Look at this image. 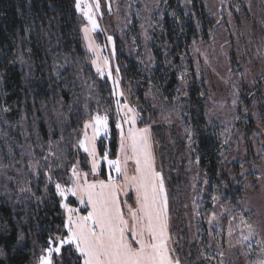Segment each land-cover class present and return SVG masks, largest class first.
Returning a JSON list of instances; mask_svg holds the SVG:
<instances>
[{"label": "trees", "instance_id": "obj_1", "mask_svg": "<svg viewBox=\"0 0 264 264\" xmlns=\"http://www.w3.org/2000/svg\"><path fill=\"white\" fill-rule=\"evenodd\" d=\"M119 1L122 10L129 7L132 18L116 36L119 74L129 103L142 114L141 109H154L158 115L161 106L163 115L172 112L183 120L193 133L189 154L197 165L192 167L201 171L206 184L202 201L210 208L213 196L223 193L237 203L241 187L229 179L227 169L238 165L230 168L225 161L224 129L209 115L208 88L192 56L205 34L200 27L208 25L202 0H193L190 13L181 0H161L159 14L144 36L139 33L144 27L142 2ZM75 4L76 0H0V264H39L48 238L66 234L64 200L55 186L69 187L72 168L79 162V168L90 172L87 155L79 147L88 117L107 116V148L112 158L117 156V101L121 105L126 100L93 69ZM250 122L255 126L252 117ZM171 125L163 121L158 131L166 146H171ZM172 127L175 133L176 125ZM104 139L107 136L99 141L102 156ZM181 140L182 136L174 138V145L184 149L185 161H179L178 169L172 154L167 152L170 159L163 160L170 176L165 177L170 200L172 189L180 198L175 189L179 174L184 176L180 188L190 186V171H185L190 155ZM99 175L108 178L104 163ZM67 200L78 205L74 196ZM207 239L205 235L201 242ZM82 259L74 245L52 256L53 264H82Z\"/></svg>", "mask_w": 264, "mask_h": 264}, {"label": "rangeland", "instance_id": "obj_2", "mask_svg": "<svg viewBox=\"0 0 264 264\" xmlns=\"http://www.w3.org/2000/svg\"><path fill=\"white\" fill-rule=\"evenodd\" d=\"M140 1L145 14H142L144 27L139 28V33L144 36L150 31L154 17L159 14L160 5L163 4L161 0ZM181 2L190 13L193 0H181ZM202 2L207 11L208 25L206 28L203 25L200 27L206 35L201 34L192 56L197 75L206 82L208 88L211 103L209 115L224 129L223 136L227 146L225 161L229 166L238 165L233 171L227 169L229 179L234 185L241 187L237 203L224 198L223 193L213 196L210 208H207L202 201L206 184L201 171L192 167L194 164L197 165V159H192L189 154L193 133L185 126L183 120L175 117L172 112L163 115L161 106L158 107V115L153 114L154 109L150 113L141 109L142 114L140 108L137 109L129 103L127 88L119 74L121 66L117 58L116 36L124 27L129 26L132 18L129 17L130 11L127 10L129 7L122 10L118 6L119 0H83L84 4L92 6V15L97 23L95 29H92L83 11L78 10V15L85 49L93 69L100 76L110 80L119 98L124 97L126 102L121 106L126 104L134 110L135 124L125 122L127 110L119 108L116 120H118L117 124H121L122 133L121 129L117 128L119 138L117 156L112 158L107 148L109 131L107 130L106 133L101 131L93 142L99 161L97 172L92 173V157L80 146L82 152L87 155L90 172L79 168L80 162L75 167L80 173L81 180L85 178L84 174H87L86 179L91 183L108 179H102L99 175L104 163L108 177L111 175L118 183L120 181L124 183L123 177H118L115 170L109 167L100 154V138L107 136V141L104 139L105 142L101 144L108 152L109 159L115 160L118 156L123 159L124 153L120 152L121 134L128 144L130 128L134 127L136 130L148 128L155 168L162 173L165 184V179H169L170 176L163 160L170 159L168 153L175 156L172 158L176 168L179 161H185L181 159L183 155L181 152L184 151L182 145H174V138L182 136L181 142L185 145L186 153L190 155V159H187L188 162L185 164V171H190L188 175L190 186L188 189L187 186L180 188L183 184L180 180L184 176L179 174L180 178L177 179L178 183H175V189L179 191L180 198L175 197L173 187L170 186L172 189L170 200L169 190L165 185L166 193L168 192L170 232L168 248L171 256L178 260L179 264H259V261L264 259V81L258 83L259 80L264 79V0H202ZM96 3L99 4V8L95 7ZM163 8L164 6L161 7ZM191 14L196 16L193 11ZM124 16L126 18H123ZM85 28L89 29L87 33L84 31ZM109 37L111 40L108 39ZM89 44L92 45L91 48ZM93 61L97 63L94 64ZM98 67L102 71H97ZM184 76L189 77V75ZM250 105H253V109ZM97 115L104 117L101 114L92 115L85 120L84 125L94 123L93 118ZM132 115L133 113H128V117ZM251 117L255 126L250 122ZM163 121L169 125L173 124L167 127L171 146L160 143L158 131ZM84 125L80 140L84 139L85 131L89 137L93 135L92 127L85 129ZM174 125L177 128L175 133L172 127ZM162 147H165V150ZM127 151L130 155V149ZM134 169V161L129 160L128 174H134ZM72 180H74L73 175L71 183ZM71 183L69 187L72 186ZM127 191V196L120 194L121 199L126 201L122 205L125 212L128 205L135 206V192ZM69 197L72 195L68 194L66 199L63 198L64 204L70 208H78L80 215H86L88 210L86 205L77 201L75 196L78 205H70L67 200ZM65 213L67 218V211ZM241 219L251 225L250 230L241 223ZM202 226L204 229L200 230ZM205 235H208V239L206 242H201L205 241Z\"/></svg>", "mask_w": 264, "mask_h": 264}, {"label": "snow or ice", "instance_id": "obj_3", "mask_svg": "<svg viewBox=\"0 0 264 264\" xmlns=\"http://www.w3.org/2000/svg\"><path fill=\"white\" fill-rule=\"evenodd\" d=\"M75 6L83 11L92 29H95L97 23L92 15V6L84 4L83 0H76ZM95 7L99 8V4L96 3ZM84 31L87 33L89 29L85 28ZM108 39L111 40V37ZM89 47L92 45L89 44ZM97 71L102 70L98 67ZM117 106L127 110L125 122L134 125V110L126 104L121 106L119 101ZM128 113L133 115L128 117ZM107 120V116H95L94 123L84 125L85 129L92 127L93 135L89 137L85 131L84 139L79 141V146L92 157L93 174L97 172L99 164L93 142L101 131L107 132ZM116 126L122 133L121 124ZM127 139L128 144L121 134L120 152L124 153L123 159L119 156L115 160L109 159L107 151L103 154L109 167L115 170L118 177H123L122 185L111 175L107 180L90 183L86 179L87 174H84L85 178L81 180L75 166L72 168L74 180L71 187L56 184L57 193L62 198L66 199L71 194L88 210L86 215H80V209L61 204L67 211L64 221L66 234L48 238L49 246L44 250L46 254L39 257V264H53V254L60 253L65 245H74L83 258L82 264H179L168 248V197L163 175L155 168L149 129L130 128ZM127 149H130V155ZM129 160L135 164L132 175L127 171ZM125 189L135 192V206L128 205L126 212L122 207L126 201L120 195L122 191L125 196L128 195ZM241 223L251 229V225L243 219ZM259 264H264V259Z\"/></svg>", "mask_w": 264, "mask_h": 264}, {"label": "crops", "instance_id": "obj_4", "mask_svg": "<svg viewBox=\"0 0 264 264\" xmlns=\"http://www.w3.org/2000/svg\"><path fill=\"white\" fill-rule=\"evenodd\" d=\"M120 182H122V181H120ZM119 182V183H120ZM121 185L123 184V183H120ZM127 191V190H126ZM121 194H124V192H122ZM77 200H78V198H77ZM79 201V200H78ZM168 235H169V238H170V232H169V225H168ZM169 242V241H168ZM170 249V248H169ZM171 254V253H170Z\"/></svg>", "mask_w": 264, "mask_h": 264}]
</instances>
